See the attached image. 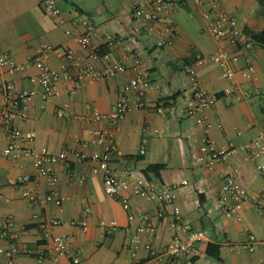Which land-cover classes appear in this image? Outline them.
Masks as SVG:
<instances>
[{"label":"crops","instance_id":"0c3cea01","mask_svg":"<svg viewBox=\"0 0 264 264\" xmlns=\"http://www.w3.org/2000/svg\"><path fill=\"white\" fill-rule=\"evenodd\" d=\"M58 1L66 18L63 24L45 8V0H0V55H9L27 66L24 72L15 74L0 67V221L7 215H13L16 220L13 228L16 238L11 241L0 236V264L5 263L3 254L12 242L45 248L47 241L40 224L51 219L60 220L51 226L53 233L71 236V247L80 254L81 264H160L143 244L137 247L136 255L130 246H125L133 235L139 234L141 215L145 213L151 215L156 233L143 231L139 235L143 241L151 239L158 249L176 234L186 238L187 223L207 233L206 240L180 255L174 264L262 263L264 211L246 202L238 213L229 215L219 206V193L229 173H234L250 190L264 187V175L258 168V163L264 162V155L249 159L243 149L246 143L264 133V46L253 39L255 33L264 31V0H220L238 19L239 27L252 42L249 47L227 39L217 41L207 27L201 6L193 0L174 5L169 13L153 21L136 20L132 9L136 0H101L96 4ZM85 17L95 26L93 41L100 49H108V34L118 35L146 59L142 67L150 71L153 80L147 105L130 110L117 125L120 152L113 156L111 170L130 183L124 191L130 195L128 204L106 193L103 171H92L97 165L95 160L82 162L71 154L66 163L57 165L60 180L52 188L43 177H36L33 183L21 179L24 175L36 176L32 157L2 153L9 143L1 116L4 84L11 82L18 88L37 86L30 80L39 72L33 57L45 43L72 49L89 58V52L75 40L78 33L86 31L81 22ZM219 49L239 57L233 63L238 81L245 88L261 89L260 96L228 102L224 90L229 81L223 77L220 63L211 60L199 65L196 61L199 54L211 55ZM111 59L123 61L128 69L113 77L77 82L63 72L66 58L52 54V66L62 72L61 80L49 99L37 93L31 100L28 118L18 120L26 133L35 132L34 139H28L26 145L51 152L69 149L90 153L97 148L92 144L82 146V141L90 139L95 129L108 124L107 119L95 120L94 111L109 113L134 72L133 58L121 47L112 51ZM249 65L254 69L245 77L243 71ZM195 79L219 97L207 109L216 147L234 149L227 159L211 165L198 160L199 156H208L209 149L201 139L202 125L185 111ZM145 135L149 140L147 151L142 154ZM157 163L163 164L158 172H145L150 164ZM84 169L88 174L81 180ZM137 185H171L175 202L167 204L164 216L159 218L158 203L149 195L134 192ZM27 186L40 195L55 189L69 198L61 206L32 202L24 195ZM87 206L92 208V213L88 228L84 229L75 221ZM176 206L179 211H175ZM113 221L117 223L114 229ZM251 234L256 236L254 250L245 246ZM210 242L220 247V259L207 252ZM15 261L16 264H71L67 255L57 261L51 258L39 261L35 254L22 251L16 254Z\"/></svg>","mask_w":264,"mask_h":264},{"label":"built area","instance_id":"2783aa9c","mask_svg":"<svg viewBox=\"0 0 264 264\" xmlns=\"http://www.w3.org/2000/svg\"><path fill=\"white\" fill-rule=\"evenodd\" d=\"M201 6L202 16L207 22V27L212 36L217 41L229 40L232 43H241L251 46L246 33L238 25V19L231 15L222 5L220 0H193ZM186 0H136L133 4V15L138 21L158 20L163 14L169 13L176 4H185ZM45 8L57 17V22L63 24L66 18L63 15V7L58 0H45ZM86 31L80 32L75 36V40L79 45L89 52V58L83 57L80 53L72 49H62L51 43L43 44L38 53L33 57L34 63L39 69L38 74L31 76L30 80L37 86L18 88L14 83L8 82L4 84L5 102L1 110L2 123L6 128L9 138L8 145L3 149L4 155L30 156L33 158L36 168V176L24 175L21 179L25 182H35L36 177L46 179L50 187H55L60 180L57 165L67 162L71 154L78 156L80 161L88 162L95 160L97 165L92 167V171L97 173L101 170L104 173V188L107 194L115 199L128 204L130 195L125 194V190L130 187V183L122 176L114 174L111 170V161L116 153L120 152L118 145L117 125L123 117L132 109L143 108L149 100V91L153 86L151 73L142 65L146 59L138 52L133 50L126 42L116 34H108L107 48L108 51L100 54L99 46L93 41V33L95 26L88 17L82 21ZM162 44V42H160ZM121 47L125 53L130 55L134 60L133 74L124 84L123 89L119 93L116 101L113 103L109 113H102L99 110L94 111L95 120L107 119L108 124L104 127L95 129L90 139L82 141V146L86 147L90 144L97 148L88 153L83 150L64 149L59 152L39 151L33 146L26 145L28 139L33 140L35 132L26 133L18 124L19 119H27L29 116V107L31 100L37 93H41L45 99H49L55 92L61 80V71L56 70L52 66L51 56L58 53L67 60L63 65V72L69 78H75L80 81L82 79H104L113 77L120 72L128 69V66L121 60H112L111 53L115 49ZM216 61L223 68V77L229 81V85L224 90V96L228 102L238 100H254L262 94V90L257 87L245 88L237 79V73L233 66L234 62L239 60L237 55H230L225 49H219L211 55L199 54L197 63L205 64L208 61ZM100 63V65L97 64ZM0 67L6 69L10 74L24 72L27 68L26 64L20 63L9 55H0ZM254 67L249 65L243 71L245 77L251 75ZM72 70V71H71ZM41 86L42 88H38ZM218 96L209 92L199 80L193 81V90L187 98L185 111L188 116L195 117L197 122L202 125L203 132L201 139L208 147V156H199L198 160L211 165L214 162L227 159L233 152L232 148H218L211 136L212 121L207 109L218 100ZM148 136L142 138V147L140 152L146 153V144ZM247 152V158L257 159L264 155V133L254 137L250 142L243 146ZM258 168L264 175V162L258 163ZM88 170L84 169L80 179L87 177ZM134 192L141 195H149L158 203V217L164 216V210L167 204L174 203L176 194L174 187L165 185L162 187L135 186ZM24 195L32 202H53L61 206L69 197H63L55 189L40 195L30 186L24 189ZM246 202H251L258 210L264 211V187L257 190H250L245 186L234 173L225 176L224 182L219 193V206L229 215L238 213ZM175 211H179L176 206ZM92 213V208L87 206L80 219L75 221L76 224L84 229L88 228V217ZM180 216L178 215V218ZM142 223L138 226L139 234L143 231H149L151 234L156 233V227L151 223V215L145 213L141 215ZM58 219L42 220L40 227L44 232V238L47 241L45 248H35L19 245L12 242V246L4 252V264H16L15 256L20 251L28 254H35L39 261L46 258L59 260L62 256L67 255L71 259V264H81L80 254L71 247V236L66 234L53 233L51 226L59 223ZM106 225L105 222H101ZM16 226V220L13 215H7L0 221V236L13 240L16 238L13 228ZM112 229L117 227V223H111ZM188 230V236L184 238L180 234H176L172 240L163 248L158 249L154 246L151 239L143 241L139 234L133 235L126 247L130 246L133 254L136 255L137 247L140 244L149 250L150 256L159 259L160 264H174L175 260L183 253L189 252L196 247L200 241L208 238L207 233L201 229H194L191 224H185ZM256 236L250 235L246 247L249 250L255 249ZM254 264H264L254 263Z\"/></svg>","mask_w":264,"mask_h":264},{"label":"trees","instance_id":"16d2710c","mask_svg":"<svg viewBox=\"0 0 264 264\" xmlns=\"http://www.w3.org/2000/svg\"><path fill=\"white\" fill-rule=\"evenodd\" d=\"M253 39L254 41H256L257 43L261 44L264 46V31H261V32H258V33H255L253 35ZM108 49H104V48H101L99 50L100 54H104L107 52ZM72 71V70H71ZM163 167V164L162 163H157V164H150L146 169H145V172L148 173V172H158L161 168ZM212 248H214V250H211ZM219 246L218 244L216 243H208V246H207V252L211 255H214L216 258L220 259V250H219Z\"/></svg>","mask_w":264,"mask_h":264},{"label":"rangeland","instance_id":"374dc122","mask_svg":"<svg viewBox=\"0 0 264 264\" xmlns=\"http://www.w3.org/2000/svg\"><path fill=\"white\" fill-rule=\"evenodd\" d=\"M63 1H64V0H63ZM100 1H101V0H81V2H83V3L85 2V3H93V4H94V3H95V4H96V3H99Z\"/></svg>","mask_w":264,"mask_h":264}]
</instances>
